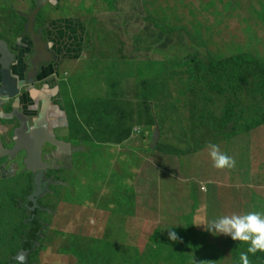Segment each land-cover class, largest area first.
I'll list each match as a JSON object with an SVG mask.
<instances>
[{"label": "rangeland", "instance_id": "rangeland-1", "mask_svg": "<svg viewBox=\"0 0 264 264\" xmlns=\"http://www.w3.org/2000/svg\"><path fill=\"white\" fill-rule=\"evenodd\" d=\"M8 1L6 8L17 13L1 12L0 24L11 34L24 29L38 37L43 0ZM77 4L70 15L95 13L98 5H105V22L140 39L143 62L166 86L155 84L154 93L161 96L165 90L170 99L164 112L154 109L157 122L148 133L135 128L145 140L126 146V152L135 154L133 163L140 165V175L146 173L138 181L132 179L122 193L129 199L122 213L136 209L137 219H122V213L113 211L114 216L96 229V239L90 228L69 235L76 230L69 224L74 214L70 212L75 211L58 217L50 209L54 199L46 195L51 192L48 185L33 198L34 177L12 176L0 180V264H16L13 259L28 229L29 205L44 214H39L44 231L30 253L32 264H240V253L249 245L213 234L200 223L233 213H264V0H77ZM38 40V55H44L42 38ZM179 101L184 105L181 112ZM105 127L100 130L95 120L92 123L103 134ZM209 142L233 157L236 166L214 168ZM82 163L70 172L79 170L75 176L89 179ZM132 190L137 191L133 208ZM173 231L177 240L169 238ZM57 254L73 256L53 262ZM248 256L251 264H264V252Z\"/></svg>", "mask_w": 264, "mask_h": 264}, {"label": "crops", "instance_id": "crops-1", "mask_svg": "<svg viewBox=\"0 0 264 264\" xmlns=\"http://www.w3.org/2000/svg\"><path fill=\"white\" fill-rule=\"evenodd\" d=\"M22 1L17 0V3ZM59 1L53 5L42 1L41 33L34 30L38 37L32 30L27 33L24 29L21 34H11L0 24V91L4 88L2 60L6 59L14 80L12 85L19 89L13 96L0 93V180L19 174L31 175L36 180L40 172L42 190L48 185L51 192L46 195L54 199L50 202L51 211L58 217H65L69 210L75 211L70 212L74 214L69 224L76 230L69 235L77 231L85 233L90 228V236L96 239L99 233L96 229L102 227L101 223L112 218L113 211L122 213L121 209L127 207L129 199L122 194L126 184H132L143 175H140V165L136 168L133 163L135 154L125 151L135 140L138 143L145 140L134 132L135 128L146 133L153 128L152 125L135 124L130 137L116 144L108 139V133L114 127L121 128L116 126L120 118L114 115L115 126H106L96 117L103 112L104 101L114 105L106 107L112 114L139 104L142 81L150 82V93L151 87L155 88L157 72L143 62L146 59L142 58L140 49L145 47L138 37H127L124 35L126 28L105 22V5H98L95 13L73 12L70 15L73 6L78 5L77 0H71L72 4L69 0ZM8 2L0 0V16L1 12L17 13L13 8H6ZM36 19L39 20V14ZM38 38L44 43V55H38ZM126 49L132 51L127 53ZM30 74L32 83L28 82ZM151 102H154V109L162 112V105L158 107L155 96ZM177 105L181 112L184 105L181 101ZM74 117L80 120L81 126L75 125L72 132L68 120ZM94 120L100 130L106 126L104 134L92 128ZM109 121L112 120H105V123ZM82 161L87 169L90 168V171H82L89 179L75 176L81 172L79 170L70 172ZM79 178L82 179L79 181ZM128 188L132 189V185ZM57 194L60 196L55 199ZM129 194L133 197V203H129L133 208L137 191ZM49 198H45L46 202ZM121 216L122 219H137V211L134 209L133 214L127 212ZM61 229V233L66 232ZM71 256L57 254L53 262L56 258L58 261H62V257L71 259Z\"/></svg>", "mask_w": 264, "mask_h": 264}, {"label": "trees", "instance_id": "trees-1", "mask_svg": "<svg viewBox=\"0 0 264 264\" xmlns=\"http://www.w3.org/2000/svg\"><path fill=\"white\" fill-rule=\"evenodd\" d=\"M39 42H37L38 45ZM38 62V60H37ZM149 83L147 80L142 81V87H141V94L139 96V104L134 103L135 106H131L128 110L121 108L120 112L118 114H112V110L109 111L106 107L111 105V108L114 107L110 103H105V107L102 113H100L96 118L97 120H112L107 123L101 122L106 124V126H115L113 123V118L115 116L120 117L119 123L116 124V126H120L121 128L114 127L110 129L108 133V139L113 140L114 143L120 144L122 141L126 140L130 137L132 134L133 126L135 124H142V125H152L155 126L157 122V113L154 111V102L152 101V96H155L158 101V107L162 105V112H164V109H168V103L170 99L165 98L166 91H162L161 96H158L154 93V87H151V92H148V86ZM157 86H165V83L161 82L160 80H157L156 82ZM157 95V96H156ZM167 95V94H166ZM168 102V103H167ZM129 105H132L130 103ZM139 105V106H138ZM207 107H203V109H206ZM160 112V113H162ZM212 113H210L211 115ZM115 115V116H114ZM69 126L73 129L75 128V125L81 126L80 120L78 118L74 117V119H69ZM99 123V122H98ZM79 129V128H78ZM80 130V129H79ZM87 135V132L85 133ZM30 218L28 219V229L25 231V235L23 237V240L21 242V250L16 255V258L13 259V262H16V264H31L30 261H32L30 257V253L35 250L34 247H36V242L41 239L44 231L43 224L41 223V220L35 210L29 211ZM25 236L27 238H25ZM27 251L29 253H27ZM29 254V257H28Z\"/></svg>", "mask_w": 264, "mask_h": 264}, {"label": "clouds", "instance_id": "clouds-1", "mask_svg": "<svg viewBox=\"0 0 264 264\" xmlns=\"http://www.w3.org/2000/svg\"><path fill=\"white\" fill-rule=\"evenodd\" d=\"M206 147L214 168L232 169L236 166L235 159L221 151L219 145L209 142ZM200 224L205 225L213 234H225L235 241L247 243L249 246L246 252L240 253V264H251L249 253L255 255L258 251L264 252V213L258 211L233 213L217 217L207 224ZM168 235L171 240L178 239L174 231Z\"/></svg>", "mask_w": 264, "mask_h": 264}, {"label": "water", "instance_id": "water-1", "mask_svg": "<svg viewBox=\"0 0 264 264\" xmlns=\"http://www.w3.org/2000/svg\"><path fill=\"white\" fill-rule=\"evenodd\" d=\"M1 46V45H0ZM3 64H4V68H3V79H4V84H3V89L0 91L1 94H5L8 95L10 94L11 96L15 95L16 93H18L19 89L18 88H14L13 87V82L14 80L11 79L10 77V69L8 68V61L6 60H2ZM28 82L32 83L33 79L32 77L29 78ZM41 173L39 172L38 175L36 176V192L33 195V198H36L42 191V185H41Z\"/></svg>", "mask_w": 264, "mask_h": 264}, {"label": "flooded vegetation", "instance_id": "flooded-vegetation-1", "mask_svg": "<svg viewBox=\"0 0 264 264\" xmlns=\"http://www.w3.org/2000/svg\"><path fill=\"white\" fill-rule=\"evenodd\" d=\"M27 32V31H26ZM30 77H32V75L30 74L29 76H28V79L30 78ZM38 207V206H37ZM33 208V206H31V205H29V209H28V211H31V210H35V209H32ZM38 214V213H37ZM39 216V215H38ZM25 238H27L26 236H25ZM37 243V242H36ZM36 246H37V244H36ZM36 247H34V249H35ZM21 250V249H20ZM27 253H29L28 251H27ZM31 262V264H32V261H30Z\"/></svg>", "mask_w": 264, "mask_h": 264}]
</instances>
